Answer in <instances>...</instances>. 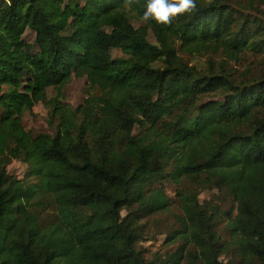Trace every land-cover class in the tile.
Wrapping results in <instances>:
<instances>
[{"label":"trees","instance_id":"16d2710c","mask_svg":"<svg viewBox=\"0 0 264 264\" xmlns=\"http://www.w3.org/2000/svg\"><path fill=\"white\" fill-rule=\"evenodd\" d=\"M194 3L158 24L146 0H0V264H264V0ZM38 104L50 133L23 128ZM163 213L176 247L147 259Z\"/></svg>","mask_w":264,"mask_h":264},{"label":"rangeland","instance_id":"374dc122","mask_svg":"<svg viewBox=\"0 0 264 264\" xmlns=\"http://www.w3.org/2000/svg\"><path fill=\"white\" fill-rule=\"evenodd\" d=\"M131 23L134 27H138L141 24L135 20H131ZM26 41L31 42L33 40V35L27 33L25 36ZM150 42H154L153 36L150 34L148 37ZM113 56H121L120 52L114 51ZM262 57L257 58V62H260ZM243 61H245L242 65L248 66L251 63H255L251 56H246ZM191 64H195L198 67L204 66L203 59L196 58L191 61ZM255 65V64H253ZM261 65H258L257 68H261ZM239 71L243 70V67H238ZM87 85L84 79H74L67 87L66 90V103L72 107H76L80 104L87 96ZM23 128L26 131H32L34 133L39 132H48L51 130L47 126V110L42 104L36 105L31 113H26L22 119ZM135 131H137L135 129ZM7 172L9 175L16 177L19 180L24 181L25 185L29 188L37 185L39 183V179L35 177H31L28 175V168L25 164L19 161H11L7 166ZM172 190V189H171ZM167 189V195L175 200L174 194L172 191ZM215 192H204L200 195V202L211 200L214 197ZM50 198H45L39 196L37 204L33 205V209L36 212L41 214L42 220L45 222L51 221L54 219V209L52 204L50 203ZM174 214L179 215L180 212L176 209H172ZM156 218V217H154ZM154 218H149L146 221V231L143 239L139 242V248L144 251V255L147 259L153 258V256L157 253L159 255H163L166 252H171L175 249L176 245H169L165 242L166 235L162 234L167 227L174 223L173 217H171L168 213H163L157 216L158 224L156 225L153 221ZM167 226V227H166ZM223 225L219 228L220 234L222 238L228 239V234L223 232ZM177 228V226H175ZM224 262L227 260L225 256L221 258Z\"/></svg>","mask_w":264,"mask_h":264},{"label":"clouds","instance_id":"9594fccd","mask_svg":"<svg viewBox=\"0 0 264 264\" xmlns=\"http://www.w3.org/2000/svg\"><path fill=\"white\" fill-rule=\"evenodd\" d=\"M195 7L194 0H146L142 18L153 20L158 24H168L177 14Z\"/></svg>","mask_w":264,"mask_h":264}]
</instances>
